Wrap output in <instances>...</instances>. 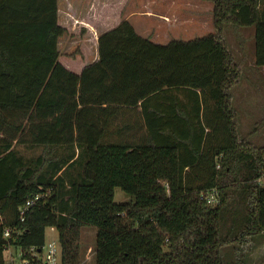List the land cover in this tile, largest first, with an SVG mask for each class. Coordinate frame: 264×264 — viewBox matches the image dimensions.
<instances>
[{"label":"trees","instance_id":"1","mask_svg":"<svg viewBox=\"0 0 264 264\" xmlns=\"http://www.w3.org/2000/svg\"><path fill=\"white\" fill-rule=\"evenodd\" d=\"M59 1L0 0V264L10 246L42 249L49 229L62 264H84L85 228L98 230L93 264H229L225 247L264 234V147L239 136L243 68L224 30L254 28L264 68L261 0H207L216 32L166 45L123 20L129 0H105L94 63L92 47L60 51L89 30L64 25Z\"/></svg>","mask_w":264,"mask_h":264},{"label":"rangeland","instance_id":"2","mask_svg":"<svg viewBox=\"0 0 264 264\" xmlns=\"http://www.w3.org/2000/svg\"><path fill=\"white\" fill-rule=\"evenodd\" d=\"M68 0H60L59 4L65 15V8L70 6ZM71 6L82 5L80 0H70ZM86 1V0H85ZM86 1L84 4H87ZM261 11H264V0H261ZM85 9V5L82 10ZM144 11L152 12L150 20H144L141 15L135 17V30L144 38L154 43L166 45L171 41H191L205 37L216 32L214 21V4L207 0H129L123 11V20L127 16ZM126 16V17H125ZM160 16L169 17V22ZM132 24V23H131ZM133 25V24H132ZM227 46L232 54H235L236 62L244 70L242 82L233 90V98H238L247 93L249 101L236 106L239 109L241 124H238L240 138L253 147H264V68L254 65V28L243 29L228 25L224 30ZM82 43L79 39L71 36L64 37L60 44L62 53H71ZM87 47H92L87 46ZM96 54V50H95ZM95 57V56H94ZM94 57L92 60H94ZM256 69V70H255ZM238 92V94H237ZM234 98V99H235ZM237 99V98H236ZM236 101V100H235ZM245 105V108H244ZM253 115V116H251ZM246 122V123H245ZM119 126L123 125L117 120ZM116 125V124H115ZM15 150L19 155L28 159H36L43 153V149H30L24 145H16ZM264 186V176L260 180ZM129 195L117 188L115 191V202H130ZM97 228H85L82 230L81 247L84 254V264H93L94 248L97 239ZM46 241L48 243L58 241V232L55 229L47 231ZM248 241V240H247ZM168 251V249H165ZM227 263L239 264H264V234L253 237L249 242L231 243L223 249Z\"/></svg>","mask_w":264,"mask_h":264},{"label":"crops","instance_id":"3","mask_svg":"<svg viewBox=\"0 0 264 264\" xmlns=\"http://www.w3.org/2000/svg\"><path fill=\"white\" fill-rule=\"evenodd\" d=\"M80 1L82 2V5L75 7V5L71 6V4L73 2L68 0L67 2H68V4H70V6L65 8L64 11H65V13L67 12L65 15H63V11H62L60 4H59V17H60V21L64 25L72 26L73 30H76V29L82 28V27H85L89 30V34L86 37H84V38L73 37V38L79 39L80 42L85 46L91 45L94 52L96 50V54H94L91 57V62L94 63L98 60L99 38H100V35L102 34L100 26L96 22L97 21L96 20L97 15L95 12V8L99 4L104 6L105 0H100L99 2L92 1V0H86V1H88L87 4H84L86 2L85 0H80ZM84 5H85V9L82 10ZM151 13L152 12L144 11L143 13L137 14L134 12V14L132 16H127V17L125 16L126 17L125 19L128 20L130 23H132L133 26L137 29L138 26H136L135 21H133V20H136L135 17H137L138 15H141L140 17H143V19L147 21V20H150L152 17H156V16H153V14H151ZM160 17H161V19L165 18L168 22L171 20V19H169V17H165V16H160ZM141 36H144V35L141 34ZM93 57H94V60H92ZM254 65H255V62H254ZM243 75H244V70H243ZM241 82H242V80H241ZM235 89H234V91H235ZM237 94H238V92H237ZM234 98H235V96H234ZM234 98H233V106H234L235 110L237 111L238 123L241 124V120H240V116H239V109H242V108L239 106H236L235 102L237 105H240L241 103H245V102L249 101V99L247 98V93L246 94L244 93V96L241 95L240 98H238V95L236 96L237 99L236 98L234 99ZM244 108H245V105H244ZM251 116H253V115H251Z\"/></svg>","mask_w":264,"mask_h":264},{"label":"built area","instance_id":"4","mask_svg":"<svg viewBox=\"0 0 264 264\" xmlns=\"http://www.w3.org/2000/svg\"><path fill=\"white\" fill-rule=\"evenodd\" d=\"M40 196L35 197L34 200L27 202L26 206L21 208L22 221H25V215L35 202L39 201ZM206 199L210 205L219 204V194L217 191L210 192ZM13 229L6 228L4 231V238L9 240L13 236ZM5 264H62V248L59 241L48 243L42 249L36 247L28 251L16 249L13 246L8 247L4 253Z\"/></svg>","mask_w":264,"mask_h":264}]
</instances>
